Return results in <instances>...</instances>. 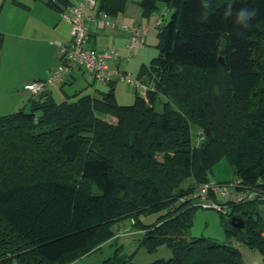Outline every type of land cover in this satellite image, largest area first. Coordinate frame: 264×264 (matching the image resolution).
Listing matches in <instances>:
<instances>
[{"label": "trees", "instance_id": "16d2710c", "mask_svg": "<svg viewBox=\"0 0 264 264\" xmlns=\"http://www.w3.org/2000/svg\"><path fill=\"white\" fill-rule=\"evenodd\" d=\"M159 2L174 11L156 26L158 54L140 66L152 88L145 97L136 91L133 104L119 105L110 81L59 103L45 92L28 111L0 115V264L77 261L124 219L142 233L139 246L171 251L150 264H243L233 239L264 257V223L252 215L260 202L227 204L224 244L191 239L196 208L180 202L212 181L221 160L245 185L264 181V0H139L141 16L157 15ZM45 4L57 13L72 6ZM125 7L97 0L109 17ZM242 8L254 13L246 26L235 22ZM2 44L0 33V53ZM192 127L204 135L197 145ZM159 211L157 222L139 219Z\"/></svg>", "mask_w": 264, "mask_h": 264}, {"label": "rangeland", "instance_id": "374dc122", "mask_svg": "<svg viewBox=\"0 0 264 264\" xmlns=\"http://www.w3.org/2000/svg\"><path fill=\"white\" fill-rule=\"evenodd\" d=\"M70 1L71 3L74 2L73 0ZM69 8L70 7L65 9L66 13ZM11 9H14V11ZM165 9L166 6L159 2L157 15H152L149 19L141 16L140 21L142 25H151L158 17L164 23L168 22L174 9L169 11H165ZM137 14L138 10L135 8V5L129 3L125 12L119 13L116 16H111L109 19L117 25H131L139 21L137 20L139 19ZM41 16H43V14L39 9L34 8L33 11L30 12L28 9L24 10L22 8H17V6L11 4V0H7L3 7L0 8V33L3 35L2 57L0 56V103H2V100L4 99L10 100L9 97H14L13 93H19L22 91V89L18 87L16 88V81L26 74V67H29V65L33 61H37V59L43 63L50 59L48 53L49 48L42 42L27 38H15L12 35L14 32H17L16 28L12 26L14 21H24L27 19L36 22L42 19ZM56 16V21L63 20L58 17V14H56ZM95 23L99 25V23ZM36 24L38 25L37 22ZM54 26L55 25L52 27ZM42 30L43 29H41V32H43ZM48 31L52 32L53 30L50 29ZM95 33L96 34L91 37V40L87 42V47L91 49L92 47L97 48L95 50H106L111 48L117 50L121 56L117 68L124 74H128L132 80L140 81V78L138 77L140 66L142 64H147L158 54V27H151L148 29L144 37V42L135 45L130 51V57L128 60H126L125 57L128 54V49L126 47L128 43V35L126 32L117 29H103L102 31H97ZM24 34L27 36L30 34V31L26 30ZM41 35L42 33L39 32L38 37ZM105 46L109 47L103 48ZM18 48L21 50H18ZM52 49H54V47ZM57 61L59 64V59ZM111 65L114 66L113 63ZM74 68L76 69L75 73H77L75 75L76 81L73 84H66L61 87L65 93L63 98L59 96L60 86L58 84H54V86L50 87L52 89L51 91H53L51 96L55 102L59 103L66 98H71L75 91H87L88 80L92 76L86 73L83 69L78 71L80 68ZM98 89L106 91L108 90V87L104 84ZM24 90L27 91L25 88ZM27 92L30 93L29 91ZM113 92L116 102L119 105L133 104L135 95L137 94L132 86L122 80L115 81L113 84ZM20 108H24L26 111L29 109L28 106L23 105L22 107L12 109L10 112H16ZM0 114H2L1 109ZM192 134V137L195 138L197 135H202V132L196 127H192ZM209 178L215 182L226 183L236 179L232 168L225 160L219 161L212 167ZM254 207L255 211L252 212L253 217L256 218L258 215L261 217V222L264 223V202L256 203ZM164 213L165 211H159L150 215H141L139 219L144 225H147L157 222L160 219V216ZM132 224L133 221L130 219H124L119 223L114 224L111 227L113 235H115L114 238L103 242L99 248H94V250L79 258L76 261V264H102L104 261L112 258L116 259L113 264H150L158 259L168 260L172 257L171 251L165 244L159 245L154 252H148L143 246H139L142 233H140V231H138ZM116 235H119V237ZM230 246L239 251L243 264H264V257L257 249L251 248L234 239L231 240Z\"/></svg>", "mask_w": 264, "mask_h": 264}, {"label": "built area", "instance_id": "2783aa9c", "mask_svg": "<svg viewBox=\"0 0 264 264\" xmlns=\"http://www.w3.org/2000/svg\"><path fill=\"white\" fill-rule=\"evenodd\" d=\"M68 13H63L62 16L70 24L71 41L69 46H62L60 49L62 55L60 65L52 70L46 79L31 81L24 88L31 94L40 96L54 84H59L74 67H77L90 74L96 84L122 80L132 86L142 97H145L147 91L152 88L141 81L132 80L128 74H124L117 68L116 63L118 64L121 58L117 50L113 48L95 50L87 47L88 23L94 21L99 23L101 28L126 32L128 54L125 57L128 60L130 51L135 45L144 41L149 28L160 24V18H156L151 25H117L109 19L105 12H97V0H77L70 7ZM112 63L114 66L111 65ZM195 139L197 145L204 139L203 133L197 135ZM250 201L264 202V181L259 180L253 186L245 185L239 179L228 183L208 181L199 184L194 191L180 199V202L188 203L196 210L216 212L220 218L227 215V204ZM116 236L119 237V235ZM261 236L264 238V232ZM67 264H76V261Z\"/></svg>", "mask_w": 264, "mask_h": 264}, {"label": "crops", "instance_id": "0c3cea01", "mask_svg": "<svg viewBox=\"0 0 264 264\" xmlns=\"http://www.w3.org/2000/svg\"><path fill=\"white\" fill-rule=\"evenodd\" d=\"M7 0H0V8L3 7V5L5 4ZM18 2V3H15ZM47 0H11V4L17 6V8H22L24 10H29L30 12L33 11L34 8L39 9V11L43 14V16H41V20L40 21H36L38 23V25L36 24V22L32 21V20H27L25 19L23 20H16L12 23V26L14 28H16L17 32H14V34H12L15 38H27V39H33V40H37L42 42L43 44H45V46H48L49 48V60L45 63L40 62L39 59H37V61H33L29 67L27 68V72L25 75H23L20 79H18V81H16V88H20L22 89L21 92L17 93H13L14 97H9L10 100H2V103H0V109L2 111V114H9L11 113L10 111H12V109H16L19 107H22L23 105L28 106L29 102L31 100H37L38 96L37 95H31L30 93H28L27 91L24 90V86L33 80H44L47 78V76L49 75V73L55 69V67H57L60 63H61V58L62 55L60 53V49L62 46L67 47L70 45V24L69 22L62 16L63 13H66L65 10L62 13H57L54 10L50 9L45 3ZM74 2H72V5H74L77 0H73ZM139 0H126V7L124 12L127 10V6L129 3H132L135 5V8H137L138 10V14L137 17H139L138 22L134 23V24H139L141 25V13H140V9L137 6V2ZM70 9V8H69ZM69 9L67 11V14H69ZM14 11V9H11ZM165 11H167V9H165ZM55 14V15H53ZM56 14H58L59 18H62L63 20H58L56 21ZM53 25H55L54 27H52ZM41 29H43L41 32ZM52 29L53 31H48ZM105 28H101L99 25H97L94 21H90L88 23V42L91 40V37L94 36L97 31H102ZM19 30V31H18ZM29 30L30 34L29 35H25V31ZM40 30V31H39ZM42 33V35L40 37H38V33ZM49 34V35H48ZM118 34V33H116ZM54 47V49H52ZM109 46H105L103 48H107ZM103 48H99V49H103ZM92 49H97L92 47ZM18 50H21L20 48H18ZM0 56L2 57V49H1V53ZM0 57V58H1ZM59 59V64L58 61L56 60ZM116 65L118 66L119 63ZM73 68L70 73L65 76V78L58 84L60 86L59 92L61 98H63L65 96V93L62 90V86L66 85V84H73L76 80H75V75L77 73H75L76 69ZM78 69V68H77ZM78 71H81V69H78ZM83 72V71H82ZM91 77V76H90ZM104 84H96L93 80V78L91 77L88 80V88L87 91H82L79 90L77 92H83L86 94H94L95 90H99L98 88L100 86H102ZM52 89L50 88L49 90H47L46 93L50 94V96L53 94V91H51ZM99 91H103V90H99ZM62 92V93H61ZM75 91V93H77ZM74 93V94H75ZM52 97V96H51Z\"/></svg>", "mask_w": 264, "mask_h": 264}, {"label": "water", "instance_id": "95a60500", "mask_svg": "<svg viewBox=\"0 0 264 264\" xmlns=\"http://www.w3.org/2000/svg\"><path fill=\"white\" fill-rule=\"evenodd\" d=\"M224 47L225 44L222 42L221 48L223 49ZM223 54L224 51L221 50L218 58L220 64L223 63ZM208 135L209 133H207V136ZM230 221L233 226L238 228L243 225V221L237 218H231ZM189 235L191 239L205 238L220 244L226 242V234L221 225V218L213 211L196 210L194 212L192 225L189 228Z\"/></svg>", "mask_w": 264, "mask_h": 264}, {"label": "clouds", "instance_id": "9594fccd", "mask_svg": "<svg viewBox=\"0 0 264 264\" xmlns=\"http://www.w3.org/2000/svg\"><path fill=\"white\" fill-rule=\"evenodd\" d=\"M253 14L254 13L250 12L248 9L242 8L238 12H236V20H235V22L238 25H245L246 26ZM231 15H232V8H231V6H229L228 8L225 9L224 18L227 19Z\"/></svg>", "mask_w": 264, "mask_h": 264}]
</instances>
